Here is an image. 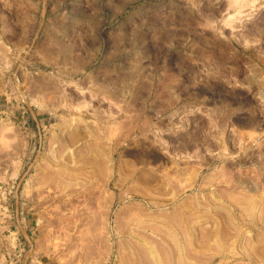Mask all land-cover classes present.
<instances>
[{"label":"rangeland","instance_id":"rangeland-1","mask_svg":"<svg viewBox=\"0 0 264 264\" xmlns=\"http://www.w3.org/2000/svg\"><path fill=\"white\" fill-rule=\"evenodd\" d=\"M263 165L264 0H0V264H264Z\"/></svg>","mask_w":264,"mask_h":264},{"label":"bare ground","instance_id":"bare-ground-1","mask_svg":"<svg viewBox=\"0 0 264 264\" xmlns=\"http://www.w3.org/2000/svg\"><path fill=\"white\" fill-rule=\"evenodd\" d=\"M231 6H232V5H231ZM240 161H241V160L238 161V164H239ZM263 166H264V165H263ZM246 177H247V176H246ZM249 177H250V176H249ZM236 179H237L236 182L238 183L239 180L241 179V178H240V174H239V176L236 177ZM251 179H252V178H251ZM237 183H236V184H237ZM254 184H255V183H254ZM240 192H241V191H240ZM242 192H243V191H242ZM247 192H248V191H247ZM251 194H252V193H251ZM250 210H251V209H250ZM252 211H253V210H252ZM262 213H263V212H262ZM257 214H258V213H257ZM258 215H259V214H258ZM259 217H260V216H259ZM254 219H255V221H256V218H255V217L253 218L252 221H254ZM261 219H263L262 221L264 222V213H263V215L261 216ZM252 223H253V222H252ZM253 224H254V223H253ZM263 225H264V224H263ZM262 229H263V228H262Z\"/></svg>","mask_w":264,"mask_h":264}]
</instances>
